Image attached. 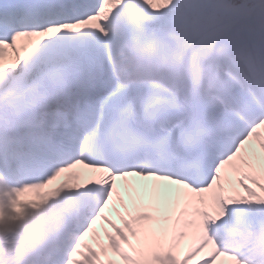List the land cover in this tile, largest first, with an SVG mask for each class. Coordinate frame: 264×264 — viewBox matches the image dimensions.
Returning a JSON list of instances; mask_svg holds the SVG:
<instances>
[{"label": "snow or ice", "instance_id": "snow-or-ice-1", "mask_svg": "<svg viewBox=\"0 0 264 264\" xmlns=\"http://www.w3.org/2000/svg\"><path fill=\"white\" fill-rule=\"evenodd\" d=\"M0 264H264V0H0Z\"/></svg>", "mask_w": 264, "mask_h": 264}, {"label": "bare ground", "instance_id": "bare-ground-1", "mask_svg": "<svg viewBox=\"0 0 264 264\" xmlns=\"http://www.w3.org/2000/svg\"><path fill=\"white\" fill-rule=\"evenodd\" d=\"M232 178H233V177L230 176V179H232ZM123 191H125V190L123 189L122 192H123ZM117 207H118V206H117ZM108 214L110 215V217H111L112 219L116 220V222L119 223L118 218L116 217V214H115L114 211H111V210H110ZM103 228H104L103 225H98V226H97V230L100 232L101 237H103ZM93 246H95V245H93Z\"/></svg>", "mask_w": 264, "mask_h": 264}]
</instances>
